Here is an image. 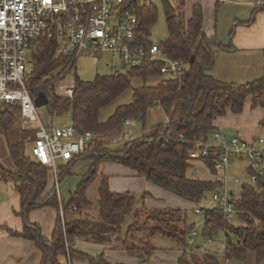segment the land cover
Listing matches in <instances>:
<instances>
[{
	"label": "trees",
	"instance_id": "1",
	"mask_svg": "<svg viewBox=\"0 0 264 264\" xmlns=\"http://www.w3.org/2000/svg\"><path fill=\"white\" fill-rule=\"evenodd\" d=\"M161 3L167 36L160 46L169 59L180 61L184 66L182 75L175 79L161 74L163 63L151 62L109 75H97L90 81L75 77L68 85L73 89L72 98H67L58 94L57 88L44 79L50 71H64L71 65V59L56 55V39H40L31 48L32 70L26 86L31 89L34 102L44 100L45 106L39 109H43L49 118L69 114V125L78 135L91 133L94 136L93 145L86 152L58 166L60 181L70 174L78 161L89 162L87 172L81 176L66 204L59 201L53 185L47 189L49 168L39 164L31 155L30 139L34 130H21L20 140L8 143L13 170L7 171L0 165V181L11 183L18 195L19 209L14 214L22 223L20 232L9 233L34 242L42 252L40 264H66L67 258L83 264H110L103 253L88 255L75 249L74 242L114 243L112 238L122 231L128 217H131V223L124 226L122 247L130 257L137 258L136 262L154 255L155 249L150 241L155 236L175 243L181 251L177 264L243 262L250 252L255 254L257 264L264 260V176L259 177L255 184H250L249 180L242 184L234 202V218L230 221L223 218L213 202V207L200 209L203 241L212 243L207 240L223 236V252L220 255L190 241L196 227L190 220L188 222L186 211L147 209L143 203L139 205L135 194L111 191L108 178L98 175L103 162L116 163L184 202L198 204L207 194L212 195L221 189L223 184L219 178L201 180L189 176L195 161H199L211 176L219 174L214 170V163L219 159L220 151L209 149L205 158L193 159L190 154L195 150V144L212 142L213 132L220 131L216 129V120L228 113H242L247 101H250L251 108L263 110L260 124L264 125V77L241 85L220 82L209 76L207 73L214 65L216 50H232L231 44L221 45L214 36L208 37L204 33L200 5L193 4L189 18L185 19L183 0H178L175 7L168 0H161ZM119 8L135 17L138 44L150 43L149 31L158 15L156 7L148 0H124ZM261 8L264 9V4ZM141 35H144L143 39ZM132 80H140L142 85L133 90L131 101L116 106L107 119L101 121L100 111L124 94ZM152 81L158 82L149 84ZM154 105L162 109L165 123L157 124L146 132L131 133V128L128 133L123 132L124 121L143 124L148 110ZM140 116L142 119H139ZM18 121V106L0 105V134L6 136L9 128ZM113 132H118L116 139ZM113 142H121L120 148L112 149ZM193 174L201 172L195 170ZM96 179H99V184L94 203L88 200L86 190ZM147 195L140 196L142 202ZM47 206L57 212L50 240L43 238L39 226L29 220L32 210ZM91 208L95 212L92 215L89 212ZM143 215L144 224H139ZM234 219L243 225H233L231 221ZM143 231L144 238L134 236V232ZM133 240L138 243L137 246H134Z\"/></svg>",
	"mask_w": 264,
	"mask_h": 264
},
{
	"label": "built area",
	"instance_id": "2",
	"mask_svg": "<svg viewBox=\"0 0 264 264\" xmlns=\"http://www.w3.org/2000/svg\"><path fill=\"white\" fill-rule=\"evenodd\" d=\"M124 0H0V105L19 107L21 130L33 131L31 155L49 168L48 175L58 196L59 163H68L73 156L86 152L94 142L91 133L77 134L71 125L44 126L37 113L31 89L26 82L32 70L31 48L40 39L57 40L56 55L71 59L64 71H50L44 81L57 88L58 94L72 98L73 89L60 83L79 58H98L108 54L117 60L122 69L137 68L146 63L161 62L162 75L175 79L182 75L180 61L169 59L160 43L139 45L136 19L129 12H122L119 5ZM144 35H141L143 39ZM124 129L134 126L133 121L123 122ZM212 142H199L190 156L205 158L209 149L220 151L214 170L221 174L223 186L211 195V200L223 218H234V202L238 195L226 187V174L234 159L244 157L245 171L250 184L264 176V125L251 142L237 136L226 137L221 131L211 135ZM228 140V142L224 141ZM234 182H241L237 177ZM59 198V196H58ZM201 214L200 209L194 210ZM62 217V209L60 207ZM192 236H197L194 231ZM212 241V238L207 240ZM66 264H72L69 258ZM135 264H147L137 261Z\"/></svg>",
	"mask_w": 264,
	"mask_h": 264
},
{
	"label": "crops",
	"instance_id": "3",
	"mask_svg": "<svg viewBox=\"0 0 264 264\" xmlns=\"http://www.w3.org/2000/svg\"><path fill=\"white\" fill-rule=\"evenodd\" d=\"M195 3L200 5L203 10L204 33L208 37L214 36L221 45H228L230 43L232 46V50L229 51L216 50L214 65L207 74L220 82L241 85L263 78L264 9L261 8V5L264 4V0H183V15L185 19L189 18L192 6ZM116 71L113 70L112 73ZM248 105L247 101L242 113L238 115L228 113L225 117L218 118L215 122L216 129L221 131L228 128L232 132H235L239 139L246 142L253 141L259 134L263 110L260 109L252 112L248 109ZM160 111L163 114L161 108ZM118 137L122 139L121 135ZM61 164L63 163H59V166ZM115 164L103 162L99 166L98 175L108 178L112 173H106L103 168H110ZM88 167L89 165L87 164L86 170ZM4 169L11 171L13 170V165ZM121 172H123V176L117 180L108 178L111 191L115 193H133L137 196L139 205L143 203L147 209H180L182 199L170 196L169 193L147 182L128 168H122ZM51 187L52 182L49 179L47 189ZM144 193L148 195L142 202L140 196ZM96 199L97 193L91 202L96 203ZM163 200L167 203L157 204L158 202H156ZM18 209L19 197L14 191L12 184L0 181V264H40L42 252L35 243L15 237L9 233L20 232L22 229L20 218L14 214ZM56 218V210L48 206L32 210L29 213L30 222L39 226L41 236L47 240L51 238ZM154 238H152L150 244L155 249V253L152 257L147 258L145 262L147 264H177V259L181 254L178 247L168 257L166 250L165 252H161L162 250L154 246ZM201 242H203V239ZM198 243L196 242V244ZM210 244L212 245V243ZM119 245L120 243L117 244V242L105 245L94 244L91 241L85 240H76L74 242L75 249L79 251H82V248L86 251H91L94 248L100 252L99 254L103 253L110 264H135L136 259L130 257L125 251H122ZM205 250H214L215 253L220 255L223 252V249L221 252L212 246L206 247ZM225 264L257 263L255 254L250 252L243 262L231 261ZM260 264H264V260Z\"/></svg>",
	"mask_w": 264,
	"mask_h": 264
},
{
	"label": "rangeland",
	"instance_id": "4",
	"mask_svg": "<svg viewBox=\"0 0 264 264\" xmlns=\"http://www.w3.org/2000/svg\"><path fill=\"white\" fill-rule=\"evenodd\" d=\"M148 1L156 7L157 13H158L156 23L150 28V31H149L150 39L149 40L153 43H160L167 36V28H166L162 3H161V0H148ZM168 2L170 3L171 6L175 7L177 5L178 0H168ZM113 70L121 71L122 66L117 60L111 58L108 54H103L100 57V59L98 58H85V59L79 58L74 64V67L63 76L60 83L62 84L65 83L66 85H70L75 77L83 81H90V80H93L97 75L99 76L109 75L112 73ZM156 82L158 81H152L149 84H155ZM140 85H142V81L132 80L130 88L126 90L124 94H122L118 99H116L114 102H112L110 105H108L107 107L103 108L100 111L99 119L101 121H105L107 117L113 112L116 106L129 103L131 101L133 90ZM248 104H249L248 109L250 111L255 112V111L260 110L259 107L251 108L250 101H248ZM37 111H38L37 113L39 114V120L44 126L51 125L52 127H64L70 124L69 114L63 115L59 118L57 117L49 118L45 114L43 109H38ZM165 121L166 119L164 115L161 114L160 107L154 106L148 110L143 124L140 122L135 123V126L131 128V133L140 132L142 130H145L146 132L150 130L151 127H153L154 125L160 124V123L163 124L165 123ZM127 131H128V128L123 132L127 133ZM20 133H21V123L20 121H18L9 128L6 136L0 134V165L4 168L12 165V162H11V159L8 153V143L18 142V139L20 138ZM113 134H114L113 136L114 139H116L115 137L117 136L118 132L117 133L113 132ZM139 135L140 134L136 136H139ZM211 141L212 143H214L213 140ZM224 141L228 142V140H224ZM111 146H113L112 149H119L121 146V142H113ZM78 162L72 167L70 174L62 177L59 181V185H58L59 201L64 204H66L70 200L72 193L74 192L77 184L80 182L81 176L87 172L86 166L87 164L89 165V162L86 160L85 161L81 160L80 163ZM107 166H110V165H107ZM245 166H246V161L244 157H242L240 160L234 159L233 163L229 166L228 173L226 174V187L227 189L231 190L236 195H238L242 184L248 181L247 174L244 171ZM122 168L126 169L125 167L121 165L115 164L110 168H103V170L106 173H112L110 174L111 176L109 177L113 178V180H117L118 178H121L123 176V172H121ZM195 170H200L201 174L199 175L193 174ZM189 176H193L194 178H198L201 180H217V178L221 177V174L219 173L218 175H216L217 177L211 176V174H209V172L205 170V167L201 163H199V161H195L194 168L189 171ZM235 177L239 178L241 182H237V183L234 182ZM98 184H99V179H96L86 190V196L90 201H93L94 198L96 197V190H97ZM169 194L172 197H177L171 193ZM156 202H158L157 204L167 203L165 200L161 202L160 201H156ZM196 207L199 209H203V210L213 207V203L211 201V194H207L205 199H203L198 204H193V203L190 204L187 202L185 203L182 200L180 210L186 211V214L188 216V222L190 220L191 222L195 224V227H196L195 232L197 233V236L191 237L190 241L192 243L199 242L198 244H201L200 246L204 249H206V247L208 246H212V247L219 249V251L222 252L223 243H224V239L222 235H217L216 237H214L212 240V245L210 243H206L205 241L201 242L202 241V230H203V216L201 214L194 213V210ZM89 212L91 215L95 213L92 208L91 210H89ZM144 219H145V215L141 217L140 219L141 221L139 224H142L143 223L142 220ZM130 223H131V217H128L126 219L124 226H128ZM231 223L235 226L243 225L241 222L235 219L232 220ZM124 226L122 227V231L118 235L112 238L115 243L116 242L117 244L120 243L119 247L122 251H125L123 250V247H122V241L124 239V232H125ZM134 236L142 238L143 236L145 237L146 235H145V232L143 231V232H134ZM132 243L135 244L134 246L138 245L136 241ZM153 244L156 248L162 250L161 252H165L166 250L168 252V257L171 256L172 252L176 250V247H177L172 240L159 237V236H155V238L153 239ZM92 249L93 250L91 251H86L83 248L81 250L84 253L88 255H92V256L98 255L100 253L96 249L94 248ZM211 252H215V251L213 250ZM135 259L137 260V258ZM143 261H146V259H143ZM64 263H65V260H64ZM72 264H83V263L73 260Z\"/></svg>",
	"mask_w": 264,
	"mask_h": 264
},
{
	"label": "water",
	"instance_id": "5",
	"mask_svg": "<svg viewBox=\"0 0 264 264\" xmlns=\"http://www.w3.org/2000/svg\"><path fill=\"white\" fill-rule=\"evenodd\" d=\"M34 105H35V107L37 108V109H39V108H42V107H44L45 106V102H44V100H36L35 102H34ZM139 119H142V116H140L139 117ZM222 134L224 135V136H226V137H233V136H236V133L235 132H232L230 129H223L222 130ZM32 139H33V136H31V142H32Z\"/></svg>",
	"mask_w": 264,
	"mask_h": 264
},
{
	"label": "bare ground",
	"instance_id": "6",
	"mask_svg": "<svg viewBox=\"0 0 264 264\" xmlns=\"http://www.w3.org/2000/svg\"><path fill=\"white\" fill-rule=\"evenodd\" d=\"M85 59V58H84ZM97 60V59H96ZM114 61V60H113ZM103 62V61H102ZM101 78V77H100Z\"/></svg>",
	"mask_w": 264,
	"mask_h": 264
}]
</instances>
